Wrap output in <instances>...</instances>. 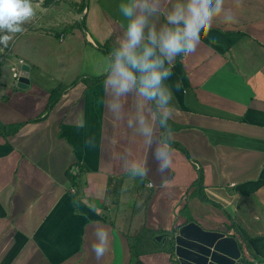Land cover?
Here are the masks:
<instances>
[{"label": "crops", "instance_id": "obj_1", "mask_svg": "<svg viewBox=\"0 0 264 264\" xmlns=\"http://www.w3.org/2000/svg\"><path fill=\"white\" fill-rule=\"evenodd\" d=\"M121 3L37 0L33 20L0 47V133L21 125L0 135V264H172L156 236L192 221L237 237L248 264H264V0H224L196 51L166 65L170 142L179 147L162 175L139 131V98L127 94L122 127L105 107V79L93 81L105 74L103 47L123 35ZM170 6L162 0L145 13L149 24L165 23ZM20 64L30 67V87L11 89ZM56 87L64 92L47 112ZM116 154L146 162L148 176L125 172ZM75 164L89 170L78 192L66 175ZM110 176L122 180L116 205L106 197ZM99 232L109 246L97 260Z\"/></svg>", "mask_w": 264, "mask_h": 264}, {"label": "clouds", "instance_id": "obj_2", "mask_svg": "<svg viewBox=\"0 0 264 264\" xmlns=\"http://www.w3.org/2000/svg\"><path fill=\"white\" fill-rule=\"evenodd\" d=\"M162 0H128L119 5L126 18L122 25L123 35L116 37L110 54L104 61L105 107L112 118L123 127V106L127 94L139 98L136 112L139 131L147 146L155 145L154 155L158 161L156 171L164 174L172 164L170 141L173 132L168 123L173 115V95L165 83L172 75L171 67L178 55H188L201 44V33H207L214 20L224 10V0H166L171 6L165 12V20L159 28L149 24L145 13L158 11ZM240 3V0H236ZM35 16L32 0H0V43L7 46L12 34L22 33L24 25ZM234 18L229 11L223 16L225 22ZM147 28V35L145 29ZM177 90L181 84H175ZM77 126L83 127L82 122ZM132 126L131 118L128 127ZM121 168L133 177L148 176L146 162L129 159L126 154H116ZM99 243L91 245L97 260L108 251L109 236L97 233Z\"/></svg>", "mask_w": 264, "mask_h": 264}, {"label": "water", "instance_id": "obj_3", "mask_svg": "<svg viewBox=\"0 0 264 264\" xmlns=\"http://www.w3.org/2000/svg\"><path fill=\"white\" fill-rule=\"evenodd\" d=\"M29 69L26 64L13 69L17 77L10 83L11 89L30 87ZM175 230L167 239L163 236L156 238L158 242L167 240L172 264H248L236 237L219 230H205L194 221L181 224Z\"/></svg>", "mask_w": 264, "mask_h": 264}, {"label": "trees", "instance_id": "obj_4", "mask_svg": "<svg viewBox=\"0 0 264 264\" xmlns=\"http://www.w3.org/2000/svg\"><path fill=\"white\" fill-rule=\"evenodd\" d=\"M112 49H113V46H111V45H107V46L103 47V51L107 55L110 54ZM105 78H106L105 74H103L101 76L95 77L93 79V81L94 82H99L101 80H104ZM77 81H75V83ZM63 92H64V88H62V87H56V88H54L52 90L51 96H50V99H49V103H48V106H47V112L51 111L55 107V105L58 103L59 99L61 98ZM19 127H21V125L10 127V128H8V130L5 128L6 130L1 131L0 135L2 137L10 136L11 134L15 133L19 129ZM169 143H170L171 147H179L175 143H171V142H169ZM77 169H79L78 172H76ZM85 171H89L88 168L80 166L79 164H75L74 166L69 168V170L67 171V174H66L67 178H69V180L71 181V184L73 185V187L75 188V190L77 192L81 188V181H80L79 177H80L81 173H83ZM121 184H122L121 178L114 177V176H110L109 177L108 183H107L106 197H107V200H109V203L111 205H116L118 203L119 193H120V190H121ZM196 184H197V187H196L197 188V192L199 194H201L202 189H203L202 174L201 173L198 174V178H197ZM77 195L78 194H76L75 197ZM215 206L220 208L219 205L215 204ZM227 217L230 218V215L227 214ZM175 231L176 230H172L171 232L164 233L163 237L164 238H168L169 236L173 235V233ZM132 241H133L132 242L133 245L131 244L132 259L133 260H137L141 256V253L138 250L139 249V247H138L139 244H136L134 242V239ZM167 253L168 254L171 253V249H168ZM250 264H254V263H250Z\"/></svg>", "mask_w": 264, "mask_h": 264}, {"label": "rangeland", "instance_id": "obj_5", "mask_svg": "<svg viewBox=\"0 0 264 264\" xmlns=\"http://www.w3.org/2000/svg\"><path fill=\"white\" fill-rule=\"evenodd\" d=\"M37 0H32V2H36ZM46 1V0H45ZM3 34H0V36H2ZM18 35V33H16V34H12L11 35V38L8 40V43H7V46H5L3 43H0V47H2L3 49H6V48H8V46L11 44V42L15 39V37ZM160 235H158V236H156V238L157 237H159ZM165 239H163L162 241H160V244L159 245H161V246H163V245H165ZM164 248H167V245H165L164 246ZM145 249H146V247H145Z\"/></svg>", "mask_w": 264, "mask_h": 264}, {"label": "built area", "instance_id": "obj_6", "mask_svg": "<svg viewBox=\"0 0 264 264\" xmlns=\"http://www.w3.org/2000/svg\"><path fill=\"white\" fill-rule=\"evenodd\" d=\"M68 1H73V0H68ZM33 20V19H32ZM181 56H184L183 54ZM13 77L16 78L17 74L13 71ZM149 186H153V184L150 182Z\"/></svg>", "mask_w": 264, "mask_h": 264}]
</instances>
